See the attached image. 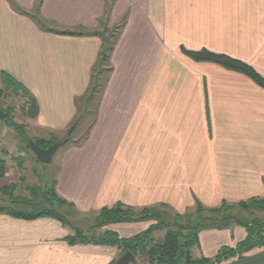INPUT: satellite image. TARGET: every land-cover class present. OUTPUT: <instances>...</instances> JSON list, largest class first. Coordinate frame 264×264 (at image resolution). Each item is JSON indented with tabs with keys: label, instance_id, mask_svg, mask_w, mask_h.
Instances as JSON below:
<instances>
[{
	"label": "crops",
	"instance_id": "crops-1",
	"mask_svg": "<svg viewBox=\"0 0 264 264\" xmlns=\"http://www.w3.org/2000/svg\"><path fill=\"white\" fill-rule=\"evenodd\" d=\"M107 4L106 24L126 16L125 24L108 61L89 137L52 158L60 198L81 211L117 201L164 202L182 211L194 199L211 206L264 196V89L242 73L195 62L179 51L208 48L250 63L264 76V0H0V91L5 73L30 93L34 105L30 111L29 103L24 106L26 122L33 131L35 126L44 131L33 138L67 134L63 131L77 117L76 99L90 87L101 39L60 32L97 30ZM230 4L241 14L234 27L228 24V35L220 30L210 45L193 39L196 29L218 21L217 8ZM20 151L27 153L2 143L0 158L15 165V159L25 160ZM6 173L0 179H7ZM8 183L0 180V189ZM145 227L105 228L126 237ZM71 234L55 218L0 213V264L115 259V247L71 245L65 240ZM244 237L239 226L203 230L193 254L212 257ZM221 264H264V246Z\"/></svg>",
	"mask_w": 264,
	"mask_h": 264
},
{
	"label": "trees",
	"instance_id": "trees-1",
	"mask_svg": "<svg viewBox=\"0 0 264 264\" xmlns=\"http://www.w3.org/2000/svg\"><path fill=\"white\" fill-rule=\"evenodd\" d=\"M109 10L110 5L107 4L104 15L105 17L100 20V25L103 26L104 24L105 26V22L108 21ZM41 21L40 18H36V22L43 27ZM124 24L125 18L121 19L116 25V34L114 36L112 35L111 41H108V37L105 35V28L79 32L64 31L60 33L98 36L101 39V49L97 64H104L108 63ZM180 50L184 55L188 56L195 62L208 61L216 63L227 70L242 73L264 89V78L243 61L205 49L194 51L181 47ZM93 70L95 71V67ZM101 72L102 69L99 68L96 71L95 77L101 74ZM1 79L3 89L0 91V97L3 96L7 89L10 93L22 96L26 99L24 104L26 105L29 103L28 110H31L34 103L32 102L30 93L5 73H2ZM95 90L93 89L92 94ZM92 94L91 96L94 95ZM9 114L8 109L4 110V123L11 127L15 126L16 129H19V127L12 121V117ZM75 123H77V121H75ZM74 126H76V124L72 126V129ZM21 137V139L24 140L25 135L22 133ZM67 141L68 140H64L63 143L66 144ZM34 142L40 147L46 148L50 146L54 140L43 141L41 139H35ZM2 174V166L0 165V175ZM5 191L7 192V189H5ZM43 195L44 197L41 202H44V204L43 208L40 210H34V212L31 213H24L22 210L14 211L7 207H0V213L24 219L51 217L57 219L62 225L68 226V223H66L63 216L60 213L55 212L51 204L55 203L60 206H73V204L68 203L66 200L57 196L53 191V188L50 189L49 192H44ZM156 206L169 209L164 203H159ZM156 206H145L140 210L135 211L133 206L118 202L111 207H102L94 218L95 224L93 226H89V229L86 231L75 230V234L66 236L65 240L71 245L76 243H91L94 245L116 247L120 250V254L131 252L135 255L138 253L146 257L148 264H221L234 257L241 259L249 251L264 246V217L261 218L257 216L258 213L264 212V196L250 197L238 201L222 200L219 204L214 206H205L198 199H194L195 208L191 213L185 215L173 213L172 216L170 215L171 218L166 217L168 214L165 211L157 212L154 210ZM145 220H153L155 223L149 225L147 229L130 238H121L116 231L105 228L110 224ZM234 225H238L244 229L245 237L242 240L237 242L234 246H221L212 257L193 256L192 249L199 246V231L203 229H228ZM165 228H167V230L162 239L158 242H154L153 236L150 232ZM96 230H101V232L96 234ZM153 242L155 244L148 248V245ZM114 262L115 259L111 260L108 264H114ZM129 264L140 263L133 262Z\"/></svg>",
	"mask_w": 264,
	"mask_h": 264
},
{
	"label": "rangeland",
	"instance_id": "rangeland-1",
	"mask_svg": "<svg viewBox=\"0 0 264 264\" xmlns=\"http://www.w3.org/2000/svg\"><path fill=\"white\" fill-rule=\"evenodd\" d=\"M235 10H236V8L233 7L231 4L226 5L223 8H222V6L217 8L218 21H216L215 23H212V19H211L209 28L206 25H202L201 28L196 29L199 31H196V33L195 32L193 33V35H194L193 39L197 40L198 38H200V39L203 38L205 44L210 45L211 40L214 39V37L218 34V32L220 30H222L223 36L228 35V32H229L228 29L230 28L228 24L232 23V25H233V22H235L236 18H238L241 14L240 10H236V11ZM37 11H38V9L36 7L34 10L36 16H38ZM211 12H212V10H211ZM124 18L126 19V16H124ZM211 18H212V14H211ZM119 22H117L113 25H110V26L107 24H105V26H104V24H103V26L100 25V27H99L100 29L105 28V35H106V37H108V41L109 40L111 41L112 35L114 36L116 34V29H117L116 25ZM233 27H234V25H233ZM234 33H235V30H234ZM232 34L233 33H231L230 36H232ZM237 36H238V34H237ZM181 47H183V46L179 47V51L182 55H184L180 50ZM202 49L210 51L208 48H202ZM188 50H193V49H188ZM198 50H200V49H198ZM194 51H197V50H194ZM217 54H221L224 56L231 57L230 55H227L225 53H217ZM184 56L189 58L186 55H184ZM231 58L238 59L236 57H231ZM238 60H240V59H238ZM240 61H242V60H240ZM204 62H208V61H204ZM245 63L248 64L249 66H251L258 74H260L252 65H250V63H247V62H245ZM99 68L102 69V72H101V74L97 75V77H95L96 71ZM108 69H109L108 63H104V64L98 63L95 65V71H92V80H91L90 87L88 88V90L86 91V93L84 95L79 96L76 99V103L78 105L77 117L69 125L68 129L63 131V132H66L67 134L58 133V135L55 136V135H52L50 133L48 135L49 137L51 136L50 139L55 140L54 142L58 141L61 143L60 147L57 149V151L54 154L55 157L53 156L54 161H56L58 159V157H60L61 153L64 151L65 148L68 147V145H72V144L73 145L74 144L81 145L85 142L86 138L89 137L91 128H92L93 124L96 122V119L98 117L99 99L101 98L102 91L104 89ZM224 69H226V68H224ZM260 75L264 78V76L262 74H260ZM251 81L254 82L253 80H251ZM93 89L97 90V91L95 90L96 92L95 91L93 92L94 95L92 94ZM91 94L93 96H91ZM0 98H1L0 108L1 109L3 108L2 109L3 112H4V110L8 109L9 113H10L9 115L12 117V121L16 124V126L19 127V129H16L15 126L11 127L8 124L4 123L3 119H0V134H2V136L0 138V145L2 143H5L8 146H10L11 148L14 147V145H20L21 150L23 148V149H25V151H27V153L21 152V151L19 152V155L21 156V158H23L25 160H16L15 159V161H14L15 165H11L9 162L0 158V165L2 166V172H3V174L0 175V177L4 176L6 169H7L6 176H8L7 179H0V180L3 183L9 182L8 185H6L0 189V207H7V208L14 210V211L22 210L24 213H26V212L31 213V212H34V210H40L43 208L44 202H41V201L43 200L44 192H46V191L49 192L50 189L53 188V191L56 193V190H55V186H56L55 174L57 171V164L54 162H53L54 163L53 164L52 161L50 164H43V163L39 162V160L36 158V156L33 154V152L30 150V148H28L26 146L27 141H29V140L34 141L36 139V138H33V136H35L34 135L35 132L39 133L40 136H44V131H41L36 126H35V131H33V129H31L30 125H28L26 122L27 121L26 120L27 115L25 116V114H26L27 109L24 108V106H25L24 102L26 99H24L22 96H18V95H15L13 93H10L7 89L5 90V93L3 94V96H1ZM75 121H77V123H75ZM206 122H207L206 129L204 131L208 135V132L210 130V123H209V120H207ZM74 124H77V126L76 127L74 126V128L72 129V126ZM22 133L25 135L24 140L21 139ZM37 140H38V138H37ZM64 140H68L66 144L63 143ZM24 162H25V164H23ZM9 165L11 166L10 168H8ZM13 169H17V171L13 170ZM5 189H7V192L5 191ZM56 195L59 196L57 193H56ZM199 201L203 205L209 206V205H207V203L202 202L201 200H199ZM205 201L213 202V201H209V200H205ZM220 201H222V200L216 201L218 203H216L215 205L219 204ZM118 202L122 203L121 201H117L115 203H118ZM115 203L110 205V206H105V207H111V206L115 205ZM161 203H164V202H161ZM158 204H159V202L155 203V204L148 205V206H156ZM164 204H166L169 207V209L168 208H161L160 206H156L154 208V210H156L157 212L165 211L168 214V215H166L167 218H171L173 213H178L179 215L189 214L195 208L194 202H193V204H191V206L186 207V209H183L182 211H177L176 208L172 204H168V203H164ZM51 205L54 208L55 212L60 213L63 216L66 223H68L67 228L72 232L71 235L75 234L74 233L75 230L86 231L89 229L88 228L89 226H93L95 224L94 218L97 216L99 210L102 208L101 207L98 210H93V211H81V210L77 209L76 207H74V205L73 206H68V205L60 206L59 204L56 205L55 203H52ZM211 206H214V205H211ZM143 207H145V206H133V209L135 211H138ZM257 216L263 218L264 212L258 213ZM123 223H128V224L145 223L146 227L143 229V230H145L148 228L149 225L154 224L155 221L145 220V221L123 222ZM117 224H122V223H117ZM234 226H238V225H234ZM143 230H140L139 232H141ZM166 230H167V228L161 229V230L157 229V230L150 232V234L153 236L154 242L160 241L162 239V237L164 236ZM203 230H207V229H203ZM203 230H201V231H203ZM201 231H199V233ZM100 232H101V230L95 231L96 234H98ZM139 232H137V233H139ZM137 233L132 234L131 236L123 237V236H120L119 233L117 232V234L121 238H130V237L136 235ZM199 233H198V235H199ZM86 234H89V233H86ZM154 242L149 244L148 248L150 246L154 245L155 244ZM196 248L197 247L192 249V254L194 253ZM258 248H260V247H258ZM115 249L117 251L116 252L117 254L115 257V261H116L124 253L120 254V250L116 247H115ZM132 255L134 256L133 262H137L140 264H148L146 257L144 255H140L138 253H136L135 255L134 254H132ZM193 256H194V254H193ZM194 257H196V256H194Z\"/></svg>",
	"mask_w": 264,
	"mask_h": 264
},
{
	"label": "water",
	"instance_id": "water-1",
	"mask_svg": "<svg viewBox=\"0 0 264 264\" xmlns=\"http://www.w3.org/2000/svg\"><path fill=\"white\" fill-rule=\"evenodd\" d=\"M4 118V112L0 108V119ZM61 143L56 141L52 143L47 148H42L38 144H36L33 140H29L26 143V146L30 148V150L33 152V154L36 156V158L39 160V162L43 164H49L52 161V158L57 151V149L60 147ZM134 261V256L130 252L124 253L121 257H119L114 264H129Z\"/></svg>",
	"mask_w": 264,
	"mask_h": 264
}]
</instances>
